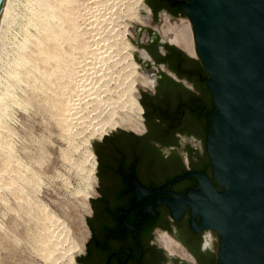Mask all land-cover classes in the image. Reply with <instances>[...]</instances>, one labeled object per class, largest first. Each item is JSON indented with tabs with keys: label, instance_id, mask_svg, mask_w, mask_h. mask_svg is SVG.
Wrapping results in <instances>:
<instances>
[{
	"label": "rangeland",
	"instance_id": "obj_1",
	"mask_svg": "<svg viewBox=\"0 0 264 264\" xmlns=\"http://www.w3.org/2000/svg\"><path fill=\"white\" fill-rule=\"evenodd\" d=\"M29 1L15 0L13 21L0 59V93L11 85L15 96L14 103L10 99L7 113L0 120V157L3 156L0 158V264H72L73 261L78 264L89 236V220L98 189L97 160L94 167L88 152L91 147L96 155V141L104 134L91 139L92 131L104 119L122 118L127 123L137 115L132 100L139 97L144 73L136 58L135 37L137 26L144 19L142 3L146 0L74 2L77 4V8L73 5L74 9H78L75 23L79 24L76 39L79 48H72L73 52L77 51L78 56L72 55L78 61L71 58L77 71L73 69L70 75L71 81L78 79L75 83H82L73 85L68 79L71 85L66 86L68 91L71 86L72 91L76 87L77 92L82 91L79 94L73 91V94L70 90L72 95L69 92V97L66 95V100L72 97L74 103L69 113L74 124L71 121L69 124L70 119H64L60 113L61 119V109L51 100L54 107L50 105L49 95L44 96L46 77L39 76L37 81H42L33 82L37 71L29 75L31 78L24 74L12 81L9 77L19 40L27 32L33 36L39 34L31 21ZM80 47L87 49H82L86 53H83L84 59L80 55L84 51L79 53ZM131 59L138 65L137 70H132ZM80 68H83L79 70L82 75L78 72ZM122 127L133 129L120 125L107 132Z\"/></svg>",
	"mask_w": 264,
	"mask_h": 264
},
{
	"label": "flooded vegetation",
	"instance_id": "obj_2",
	"mask_svg": "<svg viewBox=\"0 0 264 264\" xmlns=\"http://www.w3.org/2000/svg\"><path fill=\"white\" fill-rule=\"evenodd\" d=\"M143 9L135 37L136 58L148 84H142L138 97L141 127L117 128L96 141L98 189L78 264H216L219 232L193 228L190 205L175 217L167 202L154 204L155 213L141 208L153 196L172 192L132 199V176L152 188L196 169L220 187L207 149L216 102L194 26L177 0H146ZM184 27L187 43L175 31ZM189 186L198 187L197 175L178 177L162 188L185 195Z\"/></svg>",
	"mask_w": 264,
	"mask_h": 264
},
{
	"label": "water",
	"instance_id": "obj_3",
	"mask_svg": "<svg viewBox=\"0 0 264 264\" xmlns=\"http://www.w3.org/2000/svg\"><path fill=\"white\" fill-rule=\"evenodd\" d=\"M177 1L194 26L210 74L206 80L216 109L207 125V149L220 187L196 169L152 188L132 176V199L172 192L153 196L141 208L154 212V204L167 202L180 217L190 205L193 228L219 232L216 264H264V0ZM190 174L198 176V187L189 186L185 195L162 188Z\"/></svg>",
	"mask_w": 264,
	"mask_h": 264
},
{
	"label": "bare ground",
	"instance_id": "obj_4",
	"mask_svg": "<svg viewBox=\"0 0 264 264\" xmlns=\"http://www.w3.org/2000/svg\"><path fill=\"white\" fill-rule=\"evenodd\" d=\"M28 1V0H27ZM70 1V3H68ZM74 2H76V0H30L28 3V8L31 9L32 13H33V17L31 18V21L34 22V24H36V27H38L39 30V34L36 35H29L28 32L27 34H25V36L19 40V42L14 45H16L15 47V54L13 56V58L11 59V67L8 71L9 77L11 78L12 81H17V79L21 76V75H27L29 76L30 74H32V72L34 73V71H37L40 75H34L33 76V82L34 80L37 81V78L39 76H43L46 77V86H45V90H46V94H44V96H48V100L50 102H53L54 105L56 104V106L58 108L61 109V112H59V114L61 113L64 116V119H70L68 120L69 124L70 121L72 120V118H69V113L71 112L72 109V105L74 104L72 101V97L71 100H66L68 99V95L73 91L76 93L77 91V87L75 88L76 90L73 89V91L71 90V92H69L66 89V86L71 85L69 82L72 83L71 81V73L77 71V67L76 69L73 68L71 61L74 60L75 56L77 55V51L73 52V47L77 49L78 44H76V39L77 34H78V25L75 23V12L78 13V9H74L73 5H75V8L77 4H74ZM142 2V1H141ZM79 3V2H78ZM14 4H15V0H3L2 4H1V8H0V59L2 57L3 54V46H5V41L7 38V34H8V30L9 27L12 23V10H14ZM82 5V4H81ZM145 5V2L142 3V7ZM26 6V7H27ZM27 8V9H28ZM144 10V9H143ZM88 14V13H87ZM86 15V14H85ZM31 17V16H30ZM29 18V16H28ZM84 20V19H83ZM139 20V19H138ZM28 21V20H27ZM80 21V20H79ZM82 21V20H81ZM88 21V20H87ZM29 22V21H28ZM31 22V24H32ZM84 22V21H83ZM30 23V22H29ZM82 24V23H81ZM80 24V25H81ZM85 24V23H84ZM28 25V24H27ZM88 25V23H87ZM85 26V25H84ZM35 27V28H36ZM87 27V26H86ZM93 27V26H92ZM84 28V27H82ZM172 28V27H171ZM81 29V28H80ZM79 29V30H80ZM170 29V28H169ZM83 30V29H82ZM87 30V29H86ZM172 30V29H170ZM25 31V30H24ZM85 31V30H83ZM80 31V32H83ZM176 31V36L177 38L181 41V42H185L187 43L188 41V30L184 27L182 29H175ZM25 33V32H24ZM81 34V33H80ZM85 34V33H84ZM91 34V33H90ZM90 34L88 36H90ZM79 35V34H78ZM86 35V34H85ZM92 35V34H91ZM84 36V35H83ZM15 37V36H14ZM93 37V36H92ZM82 39V38H80ZM178 40V41H179ZM84 41V39H83ZM17 42V41H16ZM79 42V41H77ZM85 42V41H84ZM84 42H82L83 44H85ZM80 43V42H79ZM76 44V45H75ZM189 44V42H188ZM80 45V44H79ZM83 46V45H81ZM85 46V45H84ZM88 47V46H87ZM14 48V47H13ZM74 48V49H75ZM81 49H79V53L81 52L80 50H82L84 48V50L86 49V47H80ZM82 50V51H84ZM87 50V49H86ZM85 50V51H86ZM14 51V50H13ZM84 52L80 53V55L83 57L84 54H86ZM5 52V50H4ZM72 53H75V56L73 58ZM84 53V54H83ZM88 53V52H87ZM72 55V56H71ZM78 56V55H77ZM86 56V55H85ZM73 60H72V59ZM85 57H83L84 59ZM78 58L76 57L75 60H77ZM88 59V58H87ZM86 59V60H87ZM82 60V59H80ZM79 60V62H80ZM85 60V61H86ZM75 61V62H76ZM83 61V60H82ZM84 61V62H85ZM78 62V63H79ZM83 62V64H84ZM91 62V61H90ZM87 63V62H85ZM89 63V62H88ZM81 65V62L79 63ZM130 66L132 65V70H137L138 65L136 64V62L131 59L130 60ZM77 65V64H75ZM85 65V64H84ZM79 66V65H78ZM82 66V65H81ZM86 66V65H85ZM84 68V67H83ZM83 68L78 69L79 70H83ZM74 69V70H73ZM85 69V68H84ZM130 70V69H129ZM86 71V70H85ZM90 71V70H89ZM77 72V73H78ZM76 73V76L78 75ZM81 73V72H79ZM85 73V72H84ZM83 73V76L85 75ZM88 73V72H87ZM91 73V72H89ZM93 74V73H92ZM97 74V73H96ZM101 74V73H100ZM82 75V73L80 74ZM70 76V77H68ZM73 76V74H72ZM79 76V75H78ZM86 76V75H85ZM84 76V77H85ZM98 76V75H97ZM30 77V76H29ZM75 77V76H74ZM141 77V76H140ZM31 78V77H30ZM42 78V77H41ZM81 78V76H80ZM79 78V80H80ZM83 78V77H82ZM82 78H81V82H82ZM20 79V78H19ZM69 79V80H68ZM7 80V79H6ZM10 80V79H9ZM76 80V79H75ZM73 81V85L76 81H78V79L76 81ZM19 81V80H18ZM39 81V79H38ZM37 81V82H38ZM42 81V80H41ZM39 81V82H41ZM27 82V79H26ZM33 82H31L32 84H34ZM84 85L86 83V80L84 81ZM28 83H30L28 81ZM30 83V85H31ZM66 83V84H65ZM68 83V84H67ZM78 83V82H77ZM75 83V84H77ZM141 84L146 83L147 84V79L144 75H142L141 80H140ZM37 84V83H36ZM65 84V85H64ZM78 84H82L79 83ZM61 86V89L59 88V86ZM64 85L66 91L64 92L62 86ZM83 85V86H84ZM6 86V85H5ZM13 86V85H12ZM29 86V85H28ZM37 86V85H36ZM40 86V85H39ZM38 86V87H39ZM68 86V87H69ZM142 86V85H141ZM14 87V86H13ZM75 87V86H74ZM85 87V86H84ZM33 88V87H32ZM78 88L79 85H78ZM83 88V87H81ZM35 89V88H34ZM60 89V90H59ZM87 89V88H86ZM85 89V90H86ZM13 90L11 88V85H8L4 88V90L0 93V120L1 119V115L6 111L7 113V107L10 99L11 102L13 101V98L15 97L13 94ZM81 90V89H80ZM69 92V93H68ZM77 92L78 94L81 93ZM84 92V89H83ZM64 93H66L64 95ZM68 93V95H67ZM72 93L70 95H72ZM74 94V93H73ZM84 94V93H83ZM87 95V93H85ZM17 95V94H16ZM66 95L68 97H66ZM81 95V94H80ZM38 96V95H37ZM65 96V98H64ZM79 96V95H78ZM44 97V98H45ZM43 98V97H41ZM51 98V99H50ZM80 98V97H79ZM15 99V98H14ZM77 99V98H76ZM44 100V99H43ZM72 101V102H71ZM48 102V103H49ZM50 102V103H51ZM75 102V100H74ZM14 103V101H13ZM132 105H134L137 115L136 118H131L130 122H125L124 119H115L114 117L109 119V120H105L104 122H102V124H100V126L96 127L93 131H92V136L91 139L98 137L101 133H105L110 129L115 128L116 126H122V125H127L132 127L133 129L139 130L141 127V121H142V108L139 104L138 99H134L132 100ZM76 104V103H75ZM49 105V104H48ZM50 105L53 106V104L51 103ZM51 106V107H52ZM55 106V108L57 109V107ZM10 107V106H9ZM54 107V106H53ZM9 109V108H8ZM103 109V108H102ZM116 109V108H115ZM89 110V109H88ZM113 111V109H111ZM111 111V112H112ZM9 112V110H8ZM90 112V111H89ZM116 112V111H114ZM72 113V112H71ZM5 114V113H4ZM3 114V116H4ZM61 114L59 115V117L61 116ZM110 115V114H109ZM113 114H111L112 117ZM2 116V117H3ZM122 116V115H121ZM120 116V117H121ZM80 117V116H79ZM77 117V118H79ZM135 117V116H134ZM4 118V117H3ZM61 118V117H60ZM76 118V117H75ZM76 118V119H77ZM128 118V117H127ZM130 118V117H129ZM62 119V118H61ZM75 120V119H74ZM0 121V122H1ZM66 121V120H65ZM102 121V120H101ZM64 122V121H62ZM68 122H65V124H68ZM71 123L74 124V121H71ZM71 124V125H73ZM69 127V126H68ZM127 128V127H126ZM67 129V128H66ZM128 129V128H127ZM142 130V129H141ZM2 130H0V133ZM3 135V134H2ZM90 139V140H91ZM3 140V139H2ZM1 143V142H0ZM1 146V145H0ZM90 147V146H89ZM4 149V148H3ZM91 159H92V165L95 167V163H96V155L93 152V150L90 147V152H88ZM8 155V154H6ZM4 155V156H6ZM3 157V156H1ZM0 157V158H1ZM8 160V159H7ZM3 163V162H2ZM2 165V164H1ZM2 167V166H1ZM93 168V167H92ZM94 170V169H93ZM19 175V174H18ZM16 175V176H18ZM2 176V175H1ZM20 177V176H19ZM5 180V179H4ZM6 181V180H5ZM15 181V180H14ZM10 182V181H9ZM12 182V181H11ZM10 182V183H11ZM16 183V182H15ZM14 184V183H13ZM11 183V187L13 185ZM21 185V184H20ZM14 186V185H13ZM17 187V186H16ZM12 191V190H11ZM14 192V191H13ZM17 193V192H16ZM22 194V193H21ZM4 195V194H3ZM20 195V194H19ZM14 196V195H13ZM72 260V258H70ZM70 263V262H69ZM72 264H75L74 261Z\"/></svg>",
	"mask_w": 264,
	"mask_h": 264
}]
</instances>
